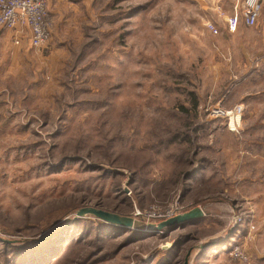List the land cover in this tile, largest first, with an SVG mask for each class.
Wrapping results in <instances>:
<instances>
[{
  "label": "rangeland",
  "instance_id": "374dc122",
  "mask_svg": "<svg viewBox=\"0 0 264 264\" xmlns=\"http://www.w3.org/2000/svg\"><path fill=\"white\" fill-rule=\"evenodd\" d=\"M243 1L68 0L48 48L0 45V264H264V33L230 61L207 25Z\"/></svg>",
  "mask_w": 264,
  "mask_h": 264
},
{
  "label": "built area",
  "instance_id": "2783aa9c",
  "mask_svg": "<svg viewBox=\"0 0 264 264\" xmlns=\"http://www.w3.org/2000/svg\"><path fill=\"white\" fill-rule=\"evenodd\" d=\"M264 12V0H244L240 10L227 19V28L234 31L241 22L251 26L261 19ZM52 21L50 20L48 0H0V32L5 29L30 32V44L42 48L52 39ZM209 30L219 34L220 29L212 22ZM243 105L237 104L230 109L215 107L212 115L224 119L231 130L238 131L242 123ZM234 254L247 257L235 250Z\"/></svg>",
  "mask_w": 264,
  "mask_h": 264
},
{
  "label": "crops",
  "instance_id": "0c3cea01",
  "mask_svg": "<svg viewBox=\"0 0 264 264\" xmlns=\"http://www.w3.org/2000/svg\"><path fill=\"white\" fill-rule=\"evenodd\" d=\"M243 4V2H242ZM48 7H49V11L52 12V30H55V33L58 30V26H60L63 22V20L65 19V15L63 14V9H68L70 6L68 0H48ZM241 8H235L234 12L237 10H240ZM233 12V13H234ZM264 17V12H263V16ZM261 17V19H262ZM261 19L258 21V23L248 26L246 25L244 22H241L240 25L238 26V28L234 31L229 30L228 28L222 29L220 30L219 34H214L215 36L219 37V41L221 43L224 44L223 38L224 36H228L231 38H234L233 41L237 40V43L240 44V41H242V39L249 34L250 32V28L249 27H253V33H264V24H263V20L261 21ZM66 24V23H65ZM64 24V25H65ZM53 35V33H52ZM261 43L259 45L260 48L259 49H264V40L262 41L260 39ZM244 43V42H243ZM11 45V48H13L15 51L18 50H22L24 53L27 50H31L33 48V50L37 49L38 50H42V48H34L31 44H30V32L28 31H17V30H11V29H5L2 30L0 32V45ZM50 45V42L48 43V45H46L44 48H48V46ZM225 48H222V46H216V49L218 50V52L223 55V57L225 56L227 60H233V57L235 58V53L233 54V51H235V46H228L227 44H224ZM43 48V49H44ZM17 49V50H16ZM45 50V49H44ZM262 54V53H260ZM259 55V54H258ZM257 56V55H256ZM12 61V60H11Z\"/></svg>",
  "mask_w": 264,
  "mask_h": 264
},
{
  "label": "water",
  "instance_id": "95a60500",
  "mask_svg": "<svg viewBox=\"0 0 264 264\" xmlns=\"http://www.w3.org/2000/svg\"><path fill=\"white\" fill-rule=\"evenodd\" d=\"M88 215L95 216L99 219H102L104 221H107L109 223L119 225V226H124V227H129V228L136 227V228H145V229L149 228L150 229L154 227L163 228L170 224L186 222L193 218L202 217L204 215V211L199 207H195L192 210L184 214L177 215L164 222H161L160 224H158V226H155V224L144 225L141 221L137 220L133 216L122 215L116 212H112L109 210H105V209L93 207V206L80 208L79 210H77L75 218L86 217ZM210 244L211 242H207L203 244L201 248H206ZM190 254H191V250H189L188 253L186 254L184 264H189Z\"/></svg>",
  "mask_w": 264,
  "mask_h": 264
},
{
  "label": "trees",
  "instance_id": "16d2710c",
  "mask_svg": "<svg viewBox=\"0 0 264 264\" xmlns=\"http://www.w3.org/2000/svg\"><path fill=\"white\" fill-rule=\"evenodd\" d=\"M190 97H191V100H192V103H193L192 104L193 107L195 106V108H196V106L199 105L197 94L195 92H190ZM191 109H192V106H191ZM188 110H190V109H188Z\"/></svg>",
  "mask_w": 264,
  "mask_h": 264
},
{
  "label": "bare ground",
  "instance_id": "6f19581e",
  "mask_svg": "<svg viewBox=\"0 0 264 264\" xmlns=\"http://www.w3.org/2000/svg\"><path fill=\"white\" fill-rule=\"evenodd\" d=\"M213 33V32H212ZM214 34V33H213Z\"/></svg>",
  "mask_w": 264,
  "mask_h": 264
}]
</instances>
